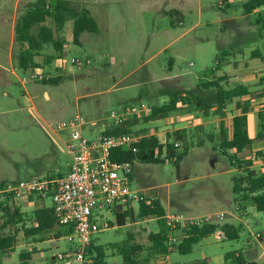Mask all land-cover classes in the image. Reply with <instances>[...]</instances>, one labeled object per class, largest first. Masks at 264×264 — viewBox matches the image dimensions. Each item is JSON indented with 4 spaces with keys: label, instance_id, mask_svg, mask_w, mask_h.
I'll return each mask as SVG.
<instances>
[{
    "label": "rangeland",
    "instance_id": "374dc122",
    "mask_svg": "<svg viewBox=\"0 0 264 264\" xmlns=\"http://www.w3.org/2000/svg\"><path fill=\"white\" fill-rule=\"evenodd\" d=\"M59 1L64 0H0V185L32 176L58 178L66 172L72 158L67 152L69 133L56 131L64 119L81 115L89 123L95 122L97 127L85 131L87 137H95L113 124L111 113L118 115L130 108L125 117H143L152 106L168 100L162 95L164 90L197 91L198 85L216 77L208 70L216 64L219 50L244 44L246 36H239V27L249 24L244 20L228 22L230 16L242 12V7L233 3L220 7L219 0H66L78 11L88 10L97 31L82 33L76 43L73 21L68 20L59 33L54 20L49 19L47 25L55 38L64 43L62 58L47 65L46 56H55L57 51L52 45L46 47L35 57L40 67L36 70L43 78L27 81L35 69L25 71L20 67L22 45L15 39L16 24L31 3L42 2L54 8ZM263 42L264 33L252 45L262 47ZM250 72L256 78L248 76L244 68L225 65L217 74H228L230 84H253L259 81L258 74H264L263 64L254 65ZM261 83L252 88L255 102L250 130L255 143L260 141L256 138L261 128L258 112L264 105V98L258 97L264 92ZM202 94L209 101L215 99V91ZM234 113L235 104L229 105V125ZM178 114L159 125L160 121L141 122L133 128L141 137L163 132V144L168 143L170 128L188 126L189 133L184 144L172 141L181 143L175 153H185L178 165L174 161L154 164L137 160L132 187L145 198L160 200L168 213L180 212L192 218L224 214L219 226L230 224L239 231V238L234 240H219L216 234L202 239L190 254H174L179 262L189 264L208 258L213 264H224L227 253L239 252L248 261L264 264V212H257L250 202L237 205L233 193L237 169L231 166L229 155L216 148L219 117L210 113L209 123L200 132L196 122L197 126L190 127L182 119L185 114ZM194 114L205 117L200 112ZM211 134H215V140ZM252 155L248 149L237 156L247 159ZM255 169L262 172L264 161H257ZM42 201L52 207L50 198ZM138 212L135 203L128 225L118 226L115 215L104 211L101 222H109V228L97 229L92 239L96 246L106 247V264H121L122 258L109 245L129 234L144 247L142 256L148 254V264H165L163 257L151 255L148 248L152 245L149 234L167 227L153 218L140 219ZM65 230L56 227L51 241L42 244L47 257L43 264H49L69 246L72 232L65 234ZM58 232L63 235L59 241ZM172 233L181 239L183 230ZM14 257L17 261V252Z\"/></svg>",
    "mask_w": 264,
    "mask_h": 264
},
{
    "label": "trees",
    "instance_id": "16d2710c",
    "mask_svg": "<svg viewBox=\"0 0 264 264\" xmlns=\"http://www.w3.org/2000/svg\"><path fill=\"white\" fill-rule=\"evenodd\" d=\"M231 0H224V7L229 6ZM245 14H252L257 9L264 8V0H247L242 5ZM53 19L56 24L57 32L60 33L65 23L68 20L73 21V40L78 43L82 33L96 32L97 23L91 16L88 10L78 11L71 7L68 1H59L54 8L46 7L42 2L31 3L26 13L18 20L15 27V39L21 43L22 50L20 54V67L27 71L29 69H39V64L36 63L35 57L40 55L48 46H53L57 51V55H47L45 63L49 65L57 57L62 58L64 51V43L60 38H55L54 32L47 25L49 19ZM252 24L258 27L260 35L264 33V13L259 12ZM236 49H238L237 52ZM241 51L237 47L229 46L227 49L222 47L216 57V64L208 70L216 76L213 80H207L200 85L196 90H166L163 95L168 96V100L161 106H152L151 112L143 117H134L123 121L120 124L107 128L104 134L118 135L135 133L133 128L141 122L150 123L163 121L174 114H194L202 113L204 116H213L221 119L220 141L217 142L218 149L226 155H229L230 164L237 169V174L233 178V193L237 201L238 207H241L244 202H250L257 212H264V172H258L255 169L257 161H264V150L255 152L250 158H240L237 155L250 149L254 138L250 133V122L252 107L255 102L252 88L260 86L264 78L260 79L257 85H248L244 83H229V75L217 73L222 71L227 65L228 58L235 56ZM250 59H258L264 66V42L262 47H256L251 54ZM206 91H215V99H209L202 93ZM249 96L248 99L244 97ZM264 98V92L258 96ZM235 104L236 113L232 115L231 131L227 128L225 119L227 118V109L229 105ZM238 111V112H237ZM258 118L261 121V128L257 133L256 138L264 141V105L263 109L258 112ZM211 138L215 140V134H211ZM186 130H177L170 133L168 143L163 144L157 136L144 137L138 143L139 151L132 153L128 151H118L114 158L122 161H142L143 163L165 164V158H162L166 153L167 157L177 156V160L173 163L179 164L185 153H175L173 140H186ZM211 140V139H210ZM214 140H212L214 142ZM166 147L164 152L163 148ZM156 152L158 157H156ZM61 177V176H60ZM35 196H30L29 199L35 200ZM38 199V198H37ZM43 200V199H39ZM15 199L9 196H0V264L5 257H9L17 250L18 235L22 232L24 237L34 239V242H43L47 236L58 227L57 217L52 207L37 208L33 212V225L26 227H18L21 220L17 221L19 211L15 205ZM9 204L14 205L13 208ZM140 219L155 218L159 224H165L167 229L149 234V240L152 243L148 248L149 253L154 256L165 257L169 254V234L171 229L165 221L166 209L163 207L160 200L155 198H145L141 196L139 199ZM117 224L125 226L129 216L133 215V211L116 210L114 213ZM112 226V223H111ZM62 228V227H61ZM225 232L226 238L234 240L239 238V231L230 224L219 226V224H205L202 226L191 225L184 227L180 243L177 245V252L180 255L190 254L193 251L194 245L198 244L202 239L216 234L219 230ZM71 229H66L64 233L71 232ZM62 232V231H61ZM56 238H61L58 232ZM63 233V232H62ZM260 239L262 236L259 237ZM122 258L121 264H148L147 256H142L144 247L137 243L132 234H129L124 240L119 243L109 245ZM39 251L34 247L30 249H22L19 253V264H30V261ZM89 255L94 259V264H106V247L96 246L92 240L89 249ZM178 264V263H174ZM189 264H213L210 259L204 258L193 261ZM224 264H258L254 261L246 260L239 252H229L225 256Z\"/></svg>",
    "mask_w": 264,
    "mask_h": 264
},
{
    "label": "built area",
    "instance_id": "2783aa9c",
    "mask_svg": "<svg viewBox=\"0 0 264 264\" xmlns=\"http://www.w3.org/2000/svg\"><path fill=\"white\" fill-rule=\"evenodd\" d=\"M218 5L224 7V0H219ZM42 78V72L35 70L26 80ZM126 109V112L118 115L111 113L113 124L109 128L128 120L125 115L130 113V108ZM136 117L140 118V115ZM89 126L92 124L81 115L64 119L56 126V131L68 132L70 138L67 149L72 156V163L63 176L51 179L32 176L0 185V196L15 200L30 196L52 200L58 225L72 230L68 237L69 246L55 255V264H94V259L89 255L93 233L97 229L109 228V222H101L104 211L114 214L116 210H133L142 196L139 190L132 187L136 162L122 161L114 156L118 151L137 153L138 143L144 137L136 133L106 135V128L95 137H87L85 131ZM174 147L180 148L181 143L176 141ZM163 150L165 152L166 147ZM155 156L158 157V154ZM162 158H165V163L177 160V156L170 158L166 154ZM223 219L224 214L192 218L175 212L165 216L166 224L172 231L191 225L218 224ZM172 231L169 234L170 253L177 250L181 240ZM216 237L219 240L226 238L225 232L219 229ZM164 260L165 264H171L169 255Z\"/></svg>",
    "mask_w": 264,
    "mask_h": 264
},
{
    "label": "crops",
    "instance_id": "0c3cea01",
    "mask_svg": "<svg viewBox=\"0 0 264 264\" xmlns=\"http://www.w3.org/2000/svg\"><path fill=\"white\" fill-rule=\"evenodd\" d=\"M18 1L19 0H17V2ZM246 1L247 0H231L230 3H233L237 7H242V5ZM229 6H231V5L229 4ZM259 12H263L264 13V8L257 9L256 11H254L252 14H249V15L245 14L244 11H243V8H242V12L240 14L232 15V16H230L227 19L228 22H231L232 20L235 21V22H238L239 20L247 21V23L249 22V24H244L243 26L239 27V34H240L239 36H241V37L246 36V37H244L245 39L242 41L244 44L238 45V48H239V50L241 52L236 54L235 56H232L234 58V61H230L229 60L227 65L228 66L232 65L233 67H235V68L237 67V68H240V69L244 68V70H248L249 71V73L247 75L248 76L253 75V78H256V75H255L254 72H250V69L253 68L254 65H258L259 63H261L260 60H258V59H249L251 52L254 49H256V47H254L252 44H254L255 40L261 39V35H260L261 33L258 30V27L252 24V21L255 19V17L258 15ZM247 54H249V55H247ZM247 57H248V59H247ZM261 74H258L259 75L258 76L259 77V81L258 82H254L253 84H248V85H257L260 82V79L264 78V74L262 76H261ZM243 78H244L243 79V81H244L245 80V76ZM256 88L257 87H255V86L253 87V89H256ZM165 91L166 90H164L162 92V95H163V93ZM46 93L47 92L45 91V94ZM248 98H249V96L244 97V99H248ZM200 115H202V114H200ZM184 116L185 117H182V119H186L185 122H189L190 123V127L198 125L199 126L198 128L201 129V130L198 129L200 132H203V130L206 128L207 124L209 123L207 121L208 120L207 116H205L204 118H201V116L200 117L199 116H195V114H185ZM171 119H173V117H170V118H168L166 120L160 121V123H158L157 125L161 124L162 122L164 123V122H166L168 120H171ZM187 119H189V121H187ZM227 119L228 118L225 119V123H226L227 128H229V131H231V121H230V125H229L228 122H226ZM231 119H232V117H231ZM157 122H159V121L150 122V123L151 124H154V123L156 124ZM195 122L197 123V125L194 124ZM90 124H92V126L88 127V129H90V130L95 128V127H97V124L95 122H92ZM173 124L174 123H172V125ZM177 130H186V133H187V136H188V133H189L188 132V126L179 127V128H176V127L175 128H170L168 130L167 134L168 133H173L174 131H177ZM220 130H221V119L219 118V128H218V130L216 132V133H219V135H220ZM250 133H251V130H250ZM152 135L157 136L159 141L161 143H164V141H163V138H164L163 132L155 133V134H152ZM251 136H252V134H251ZM216 141L217 142L220 141V136L217 137ZM216 141H214V142H216ZM250 149H251V153H253V154H255V152H257V151L264 150V141L260 140L259 142L255 143V141L253 140V143H252V146H251ZM247 150H245L242 153H245ZM67 152L69 153V151H67ZM242 153H239V154H242ZM71 163H72V158H71L70 164L68 165V169L66 170L65 173L61 174L62 176L68 172V170L70 169ZM263 172H264V170H263ZM34 199L35 200H32V201L29 198H24V199H21V200H17V209L19 211V215H17V221L21 220V222L17 225L18 227H22V226L29 227V226L33 225L34 223H33L32 219H31V218H33V216H32L33 212L37 208H41L43 206L50 207V206L45 205V203L42 200H39L37 198H34ZM166 212H167L166 214H168L169 211H166ZM197 217H201V216H197ZM153 219H155V218H153ZM116 222H117V219H116ZM126 225H128V224H126ZM50 236H51V233L47 236L46 240L51 241ZM61 238H63V237H61ZM61 238H56V239L59 241ZM46 240L43 241V242L36 243V242H34V239L32 237L26 239L24 237L23 233L21 232L18 235L17 250L14 253H12L9 257H5L3 259L2 264H19V253L21 252V250L22 249H26V248L32 250L34 247L39 252L30 261V264H43L45 262V260L47 261V257L45 255L44 248L42 247V244L47 242ZM16 252H17V261H16V259L14 261V258H15L14 256L16 255ZM176 253L177 252H173V253L167 254V255H169V260L170 261L172 260V261H174V262H176L178 264H185V263L179 262L174 257V254H176ZM53 257H55V256H53ZM53 257L51 258L49 264H55V262H53V260H52Z\"/></svg>",
    "mask_w": 264,
    "mask_h": 264
},
{
    "label": "water",
    "instance_id": "95a60500",
    "mask_svg": "<svg viewBox=\"0 0 264 264\" xmlns=\"http://www.w3.org/2000/svg\"><path fill=\"white\" fill-rule=\"evenodd\" d=\"M52 260H53V262H55V259H54V257H53V259H52Z\"/></svg>",
    "mask_w": 264,
    "mask_h": 264
}]
</instances>
